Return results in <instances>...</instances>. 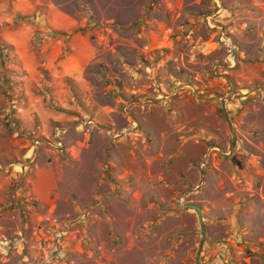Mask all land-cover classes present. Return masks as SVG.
Here are the masks:
<instances>
[{
  "label": "rangeland",
  "instance_id": "obj_1",
  "mask_svg": "<svg viewBox=\"0 0 264 264\" xmlns=\"http://www.w3.org/2000/svg\"><path fill=\"white\" fill-rule=\"evenodd\" d=\"M29 1L0 0V264H264V0Z\"/></svg>",
  "mask_w": 264,
  "mask_h": 264
},
{
  "label": "crops",
  "instance_id": "obj_2",
  "mask_svg": "<svg viewBox=\"0 0 264 264\" xmlns=\"http://www.w3.org/2000/svg\"><path fill=\"white\" fill-rule=\"evenodd\" d=\"M10 4L12 7L10 9V12L13 15L14 14L20 15V17H22L24 19L28 18L27 16H30V15L32 16V14H34V12L36 11V7L29 0H11ZM10 12L6 13V16L9 15ZM59 13H60V18L62 19V23L59 27L66 29V27L70 23L71 19H69L64 14H62L61 11ZM52 18H53V16H51L49 19L52 20ZM73 21H74V19L72 18V23H73ZM51 187H50V185H48V183L45 184V188H44L45 191L42 192L40 190L41 192L38 194L40 200L47 201L48 195H49L48 192L51 189Z\"/></svg>",
  "mask_w": 264,
  "mask_h": 264
},
{
  "label": "water",
  "instance_id": "obj_3",
  "mask_svg": "<svg viewBox=\"0 0 264 264\" xmlns=\"http://www.w3.org/2000/svg\"><path fill=\"white\" fill-rule=\"evenodd\" d=\"M231 54L234 58V60H236V51L234 49V47H232L231 49ZM187 208H191L197 211L198 215H199V220H200V226H201V230H202V236L204 238V226H203V222H202V217H201V212H200V208L194 205H187Z\"/></svg>",
  "mask_w": 264,
  "mask_h": 264
},
{
  "label": "trees",
  "instance_id": "obj_4",
  "mask_svg": "<svg viewBox=\"0 0 264 264\" xmlns=\"http://www.w3.org/2000/svg\"><path fill=\"white\" fill-rule=\"evenodd\" d=\"M75 31H77V30H74V31H72V32H75ZM54 34H58V35H66V36H68V34H65V32H53Z\"/></svg>",
  "mask_w": 264,
  "mask_h": 264
},
{
  "label": "bare ground",
  "instance_id": "obj_5",
  "mask_svg": "<svg viewBox=\"0 0 264 264\" xmlns=\"http://www.w3.org/2000/svg\"><path fill=\"white\" fill-rule=\"evenodd\" d=\"M223 40H224V38H223ZM224 43L227 45V46H232V43H231V41L230 40H228V39H225V41H224Z\"/></svg>",
  "mask_w": 264,
  "mask_h": 264
}]
</instances>
